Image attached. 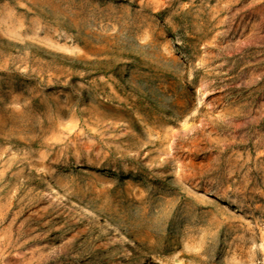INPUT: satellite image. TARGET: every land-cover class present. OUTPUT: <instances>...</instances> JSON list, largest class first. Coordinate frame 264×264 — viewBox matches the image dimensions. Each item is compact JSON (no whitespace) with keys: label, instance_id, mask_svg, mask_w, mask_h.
Listing matches in <instances>:
<instances>
[{"label":"rangeland","instance_id":"1","mask_svg":"<svg viewBox=\"0 0 264 264\" xmlns=\"http://www.w3.org/2000/svg\"><path fill=\"white\" fill-rule=\"evenodd\" d=\"M0 264H264V0H0Z\"/></svg>","mask_w":264,"mask_h":264},{"label":"bare ground","instance_id":"2","mask_svg":"<svg viewBox=\"0 0 264 264\" xmlns=\"http://www.w3.org/2000/svg\"><path fill=\"white\" fill-rule=\"evenodd\" d=\"M43 177L46 185H48L54 193H57L58 195H60V197L65 195L62 188L50 176L44 174ZM95 211L96 212L93 214L94 217L98 219H102L103 221L108 223V226L112 228L114 232L122 238V240L131 241V237L129 236V234L126 231H124L113 219H111L108 216L106 217L104 214L98 212L97 210ZM123 256L125 257L126 254H123Z\"/></svg>","mask_w":264,"mask_h":264}]
</instances>
